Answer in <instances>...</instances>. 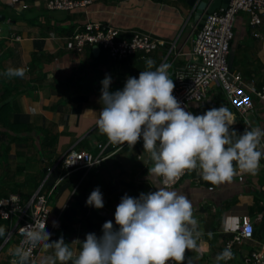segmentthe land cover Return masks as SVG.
<instances>
[{
  "label": "crops",
  "instance_id": "0c3cea01",
  "mask_svg": "<svg viewBox=\"0 0 264 264\" xmlns=\"http://www.w3.org/2000/svg\"><path fill=\"white\" fill-rule=\"evenodd\" d=\"M47 1L0 0V198L16 193L26 200L37 191L52 189L47 203L49 242L63 236L78 254L86 234L99 237L106 221L118 228L114 215L122 196L138 197L162 186L159 176L149 173L153 164L147 151L137 143L133 147L110 143L99 131L101 81L108 74L109 91L122 90L129 76L138 78L149 70V59L154 61L151 70L169 65L172 79L173 70L188 60L197 26L188 0H89L73 10L48 9ZM87 21L110 23L119 28V37L129 39L133 31H140L162 43L149 54L135 53L120 61L89 44L77 51L72 34ZM229 55L233 71L242 75L252 96V88L264 83V13L256 27L247 12L236 14ZM20 67L25 69L23 78L2 75ZM253 102L247 120L252 128L264 129V103ZM220 106L228 108L218 84L211 85L203 100L189 104L196 115ZM245 122L238 115L231 128L241 134ZM69 150L93 155L102 151L104 158L88 169L64 170L57 162ZM97 187L103 194L101 209L86 205ZM168 190L188 197L198 221L197 246L186 250L185 264H217V254L234 235L242 215L249 216L253 235L236 243L233 258L219 264H254L250 252L264 253V156L255 175L237 167L231 181L214 185L204 181L197 168ZM0 228L4 229L0 264H7L16 239L12 236L4 243L8 223L0 219ZM52 255L54 249L42 246L35 264Z\"/></svg>",
  "mask_w": 264,
  "mask_h": 264
},
{
  "label": "clouds",
  "instance_id": "9594fccd",
  "mask_svg": "<svg viewBox=\"0 0 264 264\" xmlns=\"http://www.w3.org/2000/svg\"><path fill=\"white\" fill-rule=\"evenodd\" d=\"M146 65L149 70L141 71L138 78L129 76L122 90L109 91L112 79L108 74L101 81L102 109L96 124L110 143L133 147L142 137L144 151L150 154L153 164L149 173L164 177L165 185L197 168L202 179L214 185L231 181L237 167L252 175L257 173L264 156L259 149L264 129L245 128L238 134L231 128L235 123L233 114L224 106L194 115L173 95L175 84L169 78V65L151 70L154 61L150 59ZM2 75L23 78L25 69L8 68ZM86 205L104 207L99 187L91 192ZM114 219L118 228L106 221L102 235L88 233L83 241L79 240L82 248L78 254L70 250L63 236L49 242L51 234L45 223L26 226L23 243L54 249V255L46 257L43 264H167L169 260L181 264L186 250L197 246L200 235L191 201L167 186L141 192L138 197L125 194ZM53 227H58L56 221ZM14 255L17 259L12 264H27L30 249L18 246ZM232 258L231 250L225 248L216 261L219 264Z\"/></svg>",
  "mask_w": 264,
  "mask_h": 264
},
{
  "label": "built area",
  "instance_id": "2783aa9c",
  "mask_svg": "<svg viewBox=\"0 0 264 264\" xmlns=\"http://www.w3.org/2000/svg\"><path fill=\"white\" fill-rule=\"evenodd\" d=\"M89 0H48L47 8L51 10H73L85 7ZM239 11H245L249 15V22L256 27L261 23V14L264 13V0H228L227 6H219L208 12L203 24L196 27L195 37L192 41V49L188 53V60L182 66L173 70V82L175 88L173 95L185 107L187 111L196 115L189 107L190 102L203 100L212 84L222 87L228 108L233 114L235 123L236 116L246 118L245 128H252L247 116L254 109L253 99H258L264 103V83L258 88H252V96L249 93L248 84L239 72L229 71L228 57L231 41L233 38V23ZM119 28L110 23L99 21H87L81 28L73 34L74 48L81 51L85 44L97 45L106 51L108 56L114 60H123L129 55L142 53L144 55L152 52L162 41L151 37L149 34L133 31L132 36L127 39L119 37ZM254 36H259L254 31ZM137 144L142 150L143 139ZM259 149H264L262 140ZM104 158V154L99 152L96 155L88 151L69 150L58 160L57 164L64 170L78 168L88 169L97 165ZM189 171H185L181 176L168 181L165 185V178L160 177L162 186L171 188L176 185ZM37 191L33 196L23 200L18 194L12 193L0 198V219L8 223V232L4 243L14 236L16 239L14 250L11 251L7 259V264H12L17 257L14 255L18 246L30 249V263L35 264L42 245L32 248L31 245L23 243L25 241V227L28 225H46L49 214L47 203L51 194ZM254 227L248 215L239 218V224L234 235L225 243V248L233 251L236 243H242L250 239L253 235ZM250 258L254 264H264V253L258 250L250 252ZM167 264H176L174 260H169Z\"/></svg>",
  "mask_w": 264,
  "mask_h": 264
},
{
  "label": "water",
  "instance_id": "95a60500",
  "mask_svg": "<svg viewBox=\"0 0 264 264\" xmlns=\"http://www.w3.org/2000/svg\"><path fill=\"white\" fill-rule=\"evenodd\" d=\"M189 4L194 7V23L198 26L203 24L204 18L208 12L213 11L215 8L219 6L226 7L228 0H188ZM3 16V14H0ZM95 51H99V46H94ZM93 49V50H94ZM228 66L229 71L233 70L232 68V56L228 57Z\"/></svg>",
  "mask_w": 264,
  "mask_h": 264
},
{
  "label": "rangeland",
  "instance_id": "374dc122",
  "mask_svg": "<svg viewBox=\"0 0 264 264\" xmlns=\"http://www.w3.org/2000/svg\"><path fill=\"white\" fill-rule=\"evenodd\" d=\"M234 264H242L240 261L233 262Z\"/></svg>",
  "mask_w": 264,
  "mask_h": 264
},
{
  "label": "trees",
  "instance_id": "16d2710c",
  "mask_svg": "<svg viewBox=\"0 0 264 264\" xmlns=\"http://www.w3.org/2000/svg\"><path fill=\"white\" fill-rule=\"evenodd\" d=\"M181 264H185V260L183 262H181Z\"/></svg>",
  "mask_w": 264,
  "mask_h": 264
}]
</instances>
